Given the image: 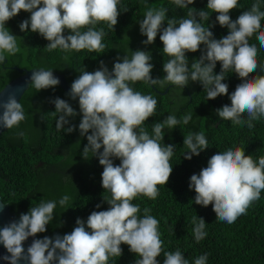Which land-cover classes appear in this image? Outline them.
Returning a JSON list of instances; mask_svg holds the SVG:
<instances>
[{"label": "clouds", "instance_id": "9594fccd", "mask_svg": "<svg viewBox=\"0 0 264 264\" xmlns=\"http://www.w3.org/2000/svg\"><path fill=\"white\" fill-rule=\"evenodd\" d=\"M172 3L180 9L188 8V18L167 19L164 26L168 10L147 7L139 22L140 33L147 37L142 43H154L159 33L163 53L170 57L162 65L166 73L163 78L152 77L150 54L135 50L131 58L117 57L111 71L103 60L93 72L79 69L81 74L72 81L67 93L73 100L78 98L81 114L78 126L68 119L77 115L68 101L59 97L50 100L55 106L52 115L56 117L57 130L72 133L78 128L80 136L87 139L82 157L96 156L103 166L101 186L110 193V198L103 197L102 202H107L109 207L92 211L86 221L77 218L70 233L34 238L25 250L24 242L29 237L47 231L57 203L64 207L70 197L64 195L58 202L41 200L28 212L21 213L18 221H10L0 228V244L9 253L0 258L9 264H21V261L24 264H109L110 258L122 255L121 244L128 245L129 251L140 257L135 264H159L157 257L163 251L159 221L149 214L150 208H144L140 218V207L132 201L138 196L155 200L159 195L157 185L167 184L173 170L170 158L175 145L162 143L163 130L189 124L192 114L189 112L181 119L174 114L167 115L163 122L155 123L154 135L150 136L142 125L154 115L157 100L151 94L135 91L131 85L142 81L159 88L174 85L183 89L189 81H199L206 90L207 100L229 96L230 105L216 109L223 120L236 125L247 123L248 128H253L252 121L264 117V75L249 78L258 68L264 70L257 60L256 45L249 43V38L258 33L257 40L264 48V30H261L264 11L259 0L235 20L229 13L238 8V0H207L206 8L217 13L215 22L228 29V34L220 39L210 30L214 24L204 26L203 22L210 18L209 11L189 7L194 0H172ZM119 4L120 0H0V63L5 62L6 55L20 51L17 37L5 25L21 11L30 13V17L20 22V30L41 35L49 42L48 51L59 48L65 52L86 49L104 53L105 31L96 25L104 22L114 32L121 13ZM128 10L126 6L123 8L124 12ZM198 50H201L200 57L193 59L189 67L186 53ZM217 62H220V72L214 73ZM229 71L241 80L231 94L228 84L222 82ZM59 83L52 69L43 68L34 70L28 81L37 91L54 88ZM0 108L3 109L0 127L18 128L26 119L25 110L15 95L0 101ZM245 114L249 117L247 121L242 119ZM183 145L187 148L183 158L191 160L207 149L209 142L203 131L190 132L184 136ZM114 158L120 163L114 164ZM188 187L194 189L197 205L211 204L217 219L232 224L247 213L264 190V156L257 162L245 154L244 148L218 151L199 174L190 176ZM3 207L0 203V210ZM95 207L99 209L101 205L98 203ZM193 222L194 237L199 242L207 235L206 222L202 217H193ZM163 254V264H189L180 250ZM207 259L208 253H204L194 264H206Z\"/></svg>", "mask_w": 264, "mask_h": 264}, {"label": "trees", "instance_id": "16d2710c", "mask_svg": "<svg viewBox=\"0 0 264 264\" xmlns=\"http://www.w3.org/2000/svg\"><path fill=\"white\" fill-rule=\"evenodd\" d=\"M256 2L238 0V8L229 13L231 18L235 20L242 11L250 9ZM259 3L261 11H264V0H259ZM206 4L207 0H194V4L189 7L209 11L210 18L203 22L204 26L214 24L210 30L216 39H220L228 34V29L215 22L217 13H211ZM125 6L129 8L127 12L123 11ZM118 7L121 13L114 32L104 22L96 25L97 29L103 28L105 31L102 40L106 45L104 53L89 52L86 49L65 52L59 48L48 51L46 45L49 42L41 35L20 30V22L30 17V13L21 11L5 25L17 37L20 51L12 56L6 55L5 62L0 63V90L20 75L18 69L32 68L52 69L62 74L71 86L72 81L81 74V67L93 72L100 67L99 61L103 60L111 71L117 57L127 55L131 58L135 50L148 52L152 58L150 63L153 64L152 77L163 78L166 73L162 65L170 57L163 53L159 33L154 43H142L147 37L140 33L139 22L143 20L147 7H164L168 10L164 26L167 19L188 18L189 9L178 8L172 0H120ZM261 30H264V19L261 20ZM65 34H68L67 31ZM257 35L254 33L249 43L256 45L257 60L264 67V48L260 47ZM203 48L201 45V50ZM201 50L186 53L189 67L193 59L200 57ZM219 72L220 62H217L214 73ZM225 75L227 78L222 82L228 84V93L231 94L241 80L231 71ZM256 75H264V70L258 68L249 78ZM131 86L135 91L144 95L151 94L157 100L154 115L142 125L150 136L154 135L155 123L163 122L167 115L174 114L177 119H181L189 112L192 114L189 124L181 123L172 130H163L162 143L175 145L170 158L173 170L167 184L157 185L159 195L155 200L138 196L132 201L140 207V218L144 215V208H150L149 214L159 221L158 231L163 241V251L157 257L159 264H163V252L176 250L181 251L189 264H194L195 259L204 253H208L206 264H264V190L246 214L228 224L216 218L211 204L206 207L197 205L194 202L195 191L188 187L190 176L199 174L207 166L208 159L218 151L244 148L245 154L258 162V158L264 156V117L252 121L253 128H248L247 123L236 125L230 120H223L217 115L216 109L225 104L230 105L229 96L220 95L216 99L207 100L206 90L199 81H189L183 89L174 85L159 88L142 81ZM56 97L68 101L76 110L77 115L68 119L71 124L78 126L81 119L78 98L71 99L59 86L37 91L29 84L18 101L25 110L26 119L18 128L6 129L0 134V198L10 207L11 212L20 215L28 212L30 207L37 206L41 200L58 202L64 195L70 197L64 207L57 203L47 231L38 233L36 238L70 233L76 226L77 218L86 221L92 211L107 210L109 207L107 202H102L103 197L110 198V193L101 186L103 166L96 156L88 159L82 157L83 146L87 144L86 136H80L78 128L72 133L56 128V117L52 115L55 106L50 102ZM242 119L247 121L249 117L245 114ZM201 131L209 147L198 156L194 155L191 160L184 159L182 154L187 151L183 145L184 136ZM113 162L120 163L115 158ZM98 203L101 205L99 209L95 207ZM193 217H202L206 222L204 230L207 235L199 242L194 237ZM121 248L122 255L110 258L109 264H135L136 259L140 258L129 251L128 245L121 244Z\"/></svg>", "mask_w": 264, "mask_h": 264}, {"label": "water", "instance_id": "95a60500", "mask_svg": "<svg viewBox=\"0 0 264 264\" xmlns=\"http://www.w3.org/2000/svg\"><path fill=\"white\" fill-rule=\"evenodd\" d=\"M40 68H32V69H18L20 75L15 77L14 79L10 80L8 83H6L3 88L0 90V101H6L8 96L15 95L17 101L20 100L22 94L25 92V90L28 87V81L30 79L31 73L34 70H38ZM46 70V69H45ZM53 72V75L59 78V87L67 94L70 90V86L67 83L65 77L57 72ZM3 109L0 108V113H2ZM6 128L0 127V134L5 131ZM0 203H3L1 198H0ZM4 207L2 210H0V228H2L4 225L8 224L10 221L19 220V214L13 213L10 211V207L3 203ZM36 237H29L25 242H24V248L25 250L27 247L31 244L32 240ZM5 255H9L7 253L6 249H4L3 245L0 244V257H3ZM0 264H9L8 261L0 258ZM21 264H24L23 261H21Z\"/></svg>", "mask_w": 264, "mask_h": 264}]
</instances>
